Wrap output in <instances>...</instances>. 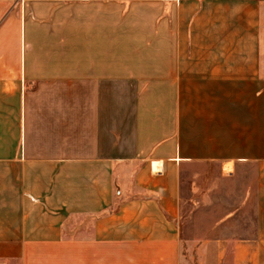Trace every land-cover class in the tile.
Listing matches in <instances>:
<instances>
[{
    "label": "crops",
    "instance_id": "0c3cea01",
    "mask_svg": "<svg viewBox=\"0 0 264 264\" xmlns=\"http://www.w3.org/2000/svg\"><path fill=\"white\" fill-rule=\"evenodd\" d=\"M191 258L264 264V0H0V264Z\"/></svg>",
    "mask_w": 264,
    "mask_h": 264
},
{
    "label": "rangeland",
    "instance_id": "374dc122",
    "mask_svg": "<svg viewBox=\"0 0 264 264\" xmlns=\"http://www.w3.org/2000/svg\"><path fill=\"white\" fill-rule=\"evenodd\" d=\"M194 172L195 171L189 172V175H188L189 187L191 186L190 180L195 179V175H193ZM210 172L211 173H209L208 175L210 177H213V179H215L213 181V183L218 185L219 182L217 179L218 178L217 171L216 170H214V171L210 170ZM192 182H193V184H195V180H193ZM212 186L213 185L211 183L208 184V191L209 192H211ZM199 187L201 188L202 185H200ZM202 190H203V188L201 189V191ZM202 198H203L202 196H200L199 198H196V196H191L188 199V204L183 205V214H182V218H181V236H182L183 243H184L185 247H187V245H189L188 241L195 238V223H196L197 214H198L196 209H197V206H200L201 203L203 202ZM211 199L212 198L209 196V197H206L204 200H206L205 202H212ZM217 200H218V197L215 198V201H217ZM225 202H226V197H225ZM224 214H226V213H224L223 211L222 212L216 211L215 213H213L212 208H208L206 212H199L200 219H203L204 218L203 215L204 216L206 215L205 219H208V220H211L212 215H215L216 219H218L219 217H221ZM185 253L187 254L186 251H185ZM191 261H192V264H194V261L192 260V258H191Z\"/></svg>",
    "mask_w": 264,
    "mask_h": 264
}]
</instances>
